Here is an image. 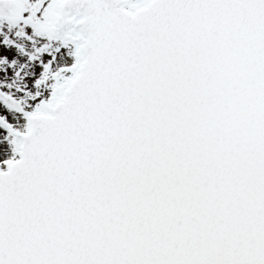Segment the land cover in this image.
<instances>
[{
  "label": "snow or ice",
  "instance_id": "obj_1",
  "mask_svg": "<svg viewBox=\"0 0 264 264\" xmlns=\"http://www.w3.org/2000/svg\"><path fill=\"white\" fill-rule=\"evenodd\" d=\"M0 264H264V0H0Z\"/></svg>",
  "mask_w": 264,
  "mask_h": 264
}]
</instances>
